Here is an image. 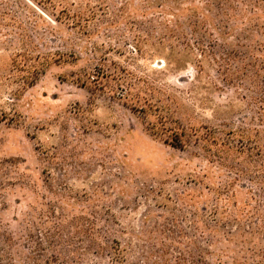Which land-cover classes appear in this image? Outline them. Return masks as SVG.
I'll use <instances>...</instances> for the list:
<instances>
[{"label":"rangeland","instance_id":"rangeland-1","mask_svg":"<svg viewBox=\"0 0 264 264\" xmlns=\"http://www.w3.org/2000/svg\"><path fill=\"white\" fill-rule=\"evenodd\" d=\"M0 264H264V0H0Z\"/></svg>","mask_w":264,"mask_h":264}]
</instances>
